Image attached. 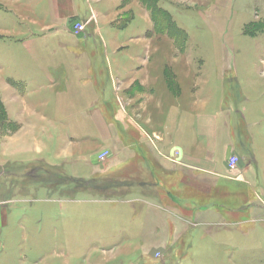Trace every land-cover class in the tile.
<instances>
[{
    "label": "rangeland",
    "instance_id": "obj_1",
    "mask_svg": "<svg viewBox=\"0 0 264 264\" xmlns=\"http://www.w3.org/2000/svg\"><path fill=\"white\" fill-rule=\"evenodd\" d=\"M12 1L18 0H0V264H264V227L248 224L242 209L247 185L236 203L230 198L234 211L207 215L208 224L199 225L197 215L175 205L161 184L148 180L120 188L118 168L114 175H79L92 167L105 170L109 159L117 166L119 141L127 153L134 150L137 104L131 99L150 90L163 106L174 104L173 93H182L185 107L191 106V130L199 122L218 130L212 151L223 156L224 145L238 141L241 153L253 159L251 139L264 128V0H160L180 34L172 25L156 29L141 0H119L118 35H89L90 25H101L92 8L97 12L101 3L103 11L110 0H88L78 22L91 16L92 24L78 31L72 22L67 29L73 35L65 40L41 35L42 27L26 20H38L35 15ZM30 26L33 35H22ZM74 47L85 53L74 62L79 85L53 86L67 75L55 53ZM89 66L94 80L86 86ZM136 72L153 80V89L138 80L137 89L121 87L119 73L129 80ZM108 79H114L110 87ZM72 95L78 96L74 102ZM111 95L114 100L106 102ZM72 112L74 142L85 144L74 147V160L59 156L60 161L71 140L64 126L71 119L54 117ZM98 128L110 133L115 148L98 147L104 137ZM147 139L152 145L159 140L151 134ZM104 151L109 156L101 161ZM72 163L74 177L67 172ZM54 172L74 180L58 185ZM104 181L108 187H99ZM218 193L217 202L228 199ZM192 195L197 206L198 194Z\"/></svg>",
    "mask_w": 264,
    "mask_h": 264
},
{
    "label": "crops",
    "instance_id": "obj_2",
    "mask_svg": "<svg viewBox=\"0 0 264 264\" xmlns=\"http://www.w3.org/2000/svg\"><path fill=\"white\" fill-rule=\"evenodd\" d=\"M86 1L88 0H29L27 2L18 0L16 2L12 1V6L14 7V5H19L21 3L22 6L20 5L19 8L22 7L26 9L27 12H32L38 20L29 18L26 20H28L31 24L40 25L43 29L41 31V35H59L61 39H64L66 35H73L68 31L67 27L70 26L72 22L76 23L79 19L84 18L83 12H80L83 11L80 9V6H83L84 3L86 4ZM118 2L119 0L108 1L107 7H104L103 11L101 3L95 5L97 12H95L92 8V12L97 14L101 25L97 28L90 25L92 29H89V35H118L122 31L118 26L119 19L115 17L118 12H116L115 6ZM117 6L119 7L120 3ZM147 16L150 21L148 19L147 20L152 22L150 12ZM89 18H91V16H88L86 20ZM114 20L116 21L114 22ZM127 24L128 21L125 25ZM52 27L57 30L47 31ZM25 31L22 35H33L34 33L32 26H30L26 32ZM8 32L12 33L10 30ZM74 43L76 42L74 41ZM80 50V48L74 47L72 48V51L66 50L65 52L59 51L55 53V56L59 57V60L55 62L58 66L63 65L67 75H62L59 78V81L53 86L61 84L63 81H65V83L69 82V87L72 88H76L79 85V83L76 82V74H74V71H76L74 62L80 61V58L85 55L84 52L80 53ZM68 58H70V60H68ZM109 65L111 74L116 77L110 62ZM71 67L73 70H70ZM91 67H86V73L88 75L85 74L83 78H87V80H83L82 78L83 82L87 83L86 86L90 84L87 82L88 79H92L93 74H91V71L93 73V70H91ZM79 70L80 69H78V71ZM120 75L121 73L118 75L119 82L122 83L121 87H124L125 90L130 87H135L137 89V86H139L137 80L145 89H147L145 87L146 85L150 87L155 83L153 80L149 79L147 75L141 74L139 76L137 72L134 78L129 80H123ZM92 80L89 81L91 82ZM112 83L114 84V79H112V81L108 79L107 85L109 87L112 86ZM175 83L178 85L177 81L174 80V88H176ZM150 89L153 88L150 87ZM180 94L182 93L178 92L177 95L173 93V98H175L174 104L170 105L169 103H166L167 106H163V102L155 100V94L152 90L148 93L141 92L136 94L131 99L135 102V105L137 104L135 106L136 115H134L135 127L133 130L138 136V139L135 140L137 144H135L134 150L132 151V149H130L131 151L127 153L128 148L125 147L121 141H119L120 160L118 161L117 166L113 165L117 162L115 159H109V166H106L105 170H101V168H94L92 166H86L92 167L93 169L91 171L87 170L88 172H86L85 175H79L92 176L97 174V172L100 176H107L108 174L114 175L116 168H118L121 175L120 180H122L120 181L122 184L120 188L127 185L133 186L137 184H150L148 180H150L152 184H161L163 187L165 186L167 188V196L175 205L180 208L183 207L186 211H190V213L194 212L195 215H197V218H199V225L208 224L209 218L207 215L210 217L219 216L222 215L224 211H234L231 208L232 202L230 203V198L232 200L234 199L236 203L239 199L240 189L242 186L247 185L249 188L248 201L244 206H242V209H246L249 216L247 222L248 224L261 225L264 227V128H262L263 130L258 134L255 140L251 139L252 154L254 156L253 159H249V157H246V155L241 153L238 141H230L229 144H225L223 156L218 155V152L212 151L216 138L219 140L220 134L218 130H207L201 127L199 122L197 124V128L192 131L190 128L191 106H189L188 103L185 107V99L183 98L181 100L179 98ZM104 96L107 97V92H104ZM74 97L77 98L78 96H71L73 102ZM113 100L114 95H111V100L106 102L109 103ZM155 107L159 108L158 111H161L158 116L155 115ZM149 109H151V111H149ZM72 111H74V109ZM77 112L69 113L68 117H65L66 113L54 117V119H60L61 117H63L62 119H71L69 126L68 124L64 125L62 123L65 126L66 134L68 135L69 133L71 140L70 143H68L69 146L64 149L68 152L65 151L60 153L57 156L58 160H60L59 156L61 159L63 156L64 158L71 156L72 160H74V147L84 146L85 144H83V142H81V144L79 142H74L73 120L77 117ZM162 112L164 113V116ZM195 117L197 120L201 121L200 113H197ZM50 118L51 117H43V119ZM52 123L53 122L50 123V126L57 125ZM46 127L49 128V126ZM56 129L60 130V127L57 125ZM22 132L23 129L19 134ZM98 132H102V134H104L103 142H101L98 147L102 146V148L110 149L113 145L115 148L114 140L111 143L112 137L110 133L105 136V132L100 128H98ZM93 133H96V131ZM150 134L154 137H158L159 140L157 143L155 140H153V145L149 142L147 135L150 137ZM74 143H76V146ZM222 145L223 144H221V146ZM136 158H139L140 161L135 160ZM233 158L239 159V167L237 166V170L229 167V163ZM44 159L47 164H50L47 162L46 158ZM136 161H138V164ZM134 162H136L135 165L138 166H135V170L133 171L129 168ZM69 167L71 170V167H74V163H72ZM70 170L67 171L69 176L74 177V174H78L75 172L73 173L72 170ZM44 172L48 173L49 170L45 168ZM68 175L57 172L53 173V176L60 181L58 185L61 184V181L74 180ZM135 178L140 179L136 180ZM107 180L111 183L110 179ZM103 185L107 186L105 181L98 184L101 188ZM180 190L181 192H179ZM218 190H220L224 195V199L228 197V199H225L223 203L216 201L217 199H220ZM173 192L177 194H174ZM194 192H197L198 194L197 206L196 203L193 204L190 202L194 200L195 195H192ZM204 217L206 220L203 221ZM196 224L197 222L195 225Z\"/></svg>",
    "mask_w": 264,
    "mask_h": 264
},
{
    "label": "trees",
    "instance_id": "obj_3",
    "mask_svg": "<svg viewBox=\"0 0 264 264\" xmlns=\"http://www.w3.org/2000/svg\"><path fill=\"white\" fill-rule=\"evenodd\" d=\"M140 2L143 3L147 7L146 9L151 13V19L154 22L156 29L161 27L166 30L172 25L173 28H176L177 33L180 34V31L170 13L159 7L160 0H141Z\"/></svg>",
    "mask_w": 264,
    "mask_h": 264
},
{
    "label": "built area",
    "instance_id": "obj_4",
    "mask_svg": "<svg viewBox=\"0 0 264 264\" xmlns=\"http://www.w3.org/2000/svg\"><path fill=\"white\" fill-rule=\"evenodd\" d=\"M93 22V19H88L87 21H80V22H76L74 24L75 28L78 29V31H83L87 28V26ZM109 156V152L108 151H104L102 153H100L99 155V159L101 161H104L107 157ZM239 159L238 158H233L230 163H229V167L231 169H235L237 167Z\"/></svg>",
    "mask_w": 264,
    "mask_h": 264
}]
</instances>
